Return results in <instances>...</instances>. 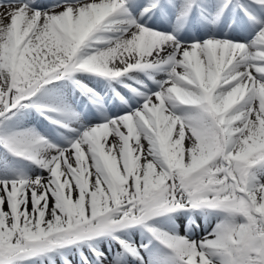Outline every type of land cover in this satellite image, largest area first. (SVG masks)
<instances>
[{"label":"snow or ice","instance_id":"obj_1","mask_svg":"<svg viewBox=\"0 0 264 264\" xmlns=\"http://www.w3.org/2000/svg\"><path fill=\"white\" fill-rule=\"evenodd\" d=\"M0 9V264H264V0Z\"/></svg>","mask_w":264,"mask_h":264},{"label":"rangeland","instance_id":"obj_2","mask_svg":"<svg viewBox=\"0 0 264 264\" xmlns=\"http://www.w3.org/2000/svg\"><path fill=\"white\" fill-rule=\"evenodd\" d=\"M0 11H3V9H0Z\"/></svg>","mask_w":264,"mask_h":264}]
</instances>
